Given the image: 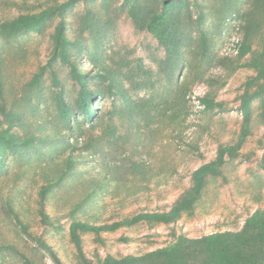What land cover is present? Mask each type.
I'll use <instances>...</instances> for the list:
<instances>
[{
  "label": "trees",
  "instance_id": "obj_1",
  "mask_svg": "<svg viewBox=\"0 0 264 264\" xmlns=\"http://www.w3.org/2000/svg\"><path fill=\"white\" fill-rule=\"evenodd\" d=\"M80 3L84 10L77 11ZM123 14L137 30L151 34L158 50L163 51L152 57L156 70L145 66L142 58H136L134 65L129 61L113 66L110 62L106 44ZM233 26L240 35L235 52L221 56V39ZM49 29L47 62L21 86H13L7 72L8 54L25 55L27 47L20 41L17 46L11 42L30 33L45 34ZM213 66L227 71V79L220 85L216 77H206ZM242 68L253 73L240 96L243 121L237 138L219 144L216 156L191 172L190 185L169 209L140 211L111 223H100L99 216L94 220L72 218L69 234L78 264H264V194L260 186L247 200L245 214L219 219L218 229L208 234L190 236L173 230L171 241L141 254H107L95 261L87 256L82 238L89 232L100 238L103 232L141 223L150 227L176 225L197 213L210 179L225 178L226 164L243 154L252 134L254 101H259V117L264 122V0H52L39 9L0 18V182L17 188L32 171L36 215L41 223L54 227L57 220L47 205L59 190L81 192L70 211L74 217L105 197L114 180L119 187L128 179L150 183L158 174L150 161L132 157L113 164L108 143L123 142L144 129L160 130L181 117L185 119L191 113L192 85L205 78L208 89L197 97L199 110L224 111L219 89ZM158 83L167 87L166 97L131 93L132 89L155 90ZM107 97L113 98L112 106L101 113L99 103ZM115 119L128 124L125 135H116ZM104 124L102 134L95 136ZM261 145L258 167L264 172V141ZM84 151L91 156L99 154L102 172L84 176L86 171L80 168ZM20 188L15 196L1 197L3 210L37 248L55 264H63L52 245L34 234L22 218L14 202L23 197ZM6 256L33 264L0 235V263Z\"/></svg>",
  "mask_w": 264,
  "mask_h": 264
},
{
  "label": "rangeland",
  "instance_id": "obj_2",
  "mask_svg": "<svg viewBox=\"0 0 264 264\" xmlns=\"http://www.w3.org/2000/svg\"><path fill=\"white\" fill-rule=\"evenodd\" d=\"M47 1L52 0H0V18H10L27 9H39ZM82 10L84 4L80 3L77 11ZM50 32L51 29L45 34H26L11 42V45L17 46L20 41L27 47L25 55L18 53L14 56L12 52L8 54L7 72L13 80V86H21L32 77L40 65L47 62L50 52ZM239 38V32L233 26L221 39L218 53L223 56L235 52ZM106 47L113 66L129 61L134 65L136 58H142L145 66L156 70L152 57L163 53L158 50L157 41L153 36L148 32L137 30L125 14L118 19ZM82 61L85 63L84 58ZM252 73V70L246 68L236 70L218 92V99L224 103L225 110L215 109L203 113L199 110L201 106L198 105L197 97L208 89L206 81L208 76L216 77L219 85L227 79V71L223 68L210 67L205 81L192 85L189 102L191 113L186 115L185 119L181 117L176 124L166 125L160 130L144 129L139 136L131 134L128 138H124L123 142L118 139L116 142L108 143L106 148L110 155L114 156L111 160L113 164L121 162V159L127 162L132 157L150 161L158 173L150 183L128 179L124 186L119 187L114 180L105 197L96 204L87 205L85 211L79 210L74 217L70 216V211L80 199L81 192L75 194V191L71 189L68 192L66 188L59 190L47 205L48 212L57 220V225L54 227L44 225L36 215V186L33 182L35 176L31 171V174L18 185L21 187L19 190H24L22 199L14 200L15 204H18L16 207L22 218L30 224L34 234L42 235L52 245L63 264H78L75 246L69 234L72 218L94 220V216H99L100 223H111L140 211L169 209L190 185L191 172L202 163L213 159L219 144L233 142L237 138L243 121L240 96L243 93L244 82ZM183 74H185L184 70ZM164 86L163 83H158L155 90L132 89L131 93L136 97L154 94L160 99L168 94L167 87ZM112 103L111 97L103 99L99 103L101 113H106ZM258 105L259 101L253 102L252 134L244 146L243 154L226 164L225 178L223 176L210 179L201 205L194 216H187L176 225L159 224L150 227L147 223H141L122 227L114 232H103L100 238L94 233H85L82 238L87 256L97 261L107 254L117 256L129 253L141 254L171 241L173 230L190 236L208 234L218 229L216 223L219 219L225 220L226 217L234 218L236 215L245 214V206L250 203L247 200H250L252 191L260 186L264 194V172L258 167V159L263 151L261 143L264 141V122L259 117ZM115 124L118 126L116 135H125L128 124H122L117 119ZM104 127L105 124L97 128L95 136L101 135ZM87 138L89 135L86 136ZM99 161V154L91 156L84 151L81 154L80 164V168L86 171L84 176L102 172ZM173 169L176 171L173 172ZM6 183L7 181L0 182V235L13 242L33 264H55L48 255L36 247L30 237L20 232L14 225L13 219L3 210L1 197L15 196L18 191V187ZM134 190L138 192L131 194L130 192ZM59 197L61 199H58ZM11 260L13 264H25L24 260L10 256H6L0 264H9Z\"/></svg>",
  "mask_w": 264,
  "mask_h": 264
}]
</instances>
